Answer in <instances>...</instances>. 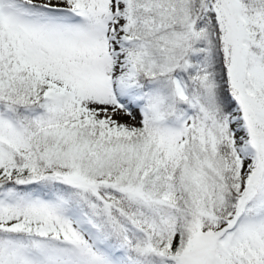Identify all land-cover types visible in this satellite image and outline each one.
<instances>
[{"label":"snow or ice","instance_id":"1","mask_svg":"<svg viewBox=\"0 0 264 264\" xmlns=\"http://www.w3.org/2000/svg\"><path fill=\"white\" fill-rule=\"evenodd\" d=\"M0 264H264V0H0Z\"/></svg>","mask_w":264,"mask_h":264}]
</instances>
